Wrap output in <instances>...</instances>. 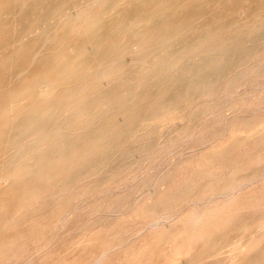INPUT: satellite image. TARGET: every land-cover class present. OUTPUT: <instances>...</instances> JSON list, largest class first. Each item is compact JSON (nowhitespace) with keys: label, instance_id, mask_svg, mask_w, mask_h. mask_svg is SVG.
Here are the masks:
<instances>
[{"label":"rangeland","instance_id":"rangeland-1","mask_svg":"<svg viewBox=\"0 0 264 264\" xmlns=\"http://www.w3.org/2000/svg\"><path fill=\"white\" fill-rule=\"evenodd\" d=\"M78 1L0 0V264H264V0Z\"/></svg>","mask_w":264,"mask_h":264},{"label":"bare ground","instance_id":"bare-ground-1","mask_svg":"<svg viewBox=\"0 0 264 264\" xmlns=\"http://www.w3.org/2000/svg\"><path fill=\"white\" fill-rule=\"evenodd\" d=\"M23 1H24V0H23ZM81 1H82V0H81ZM155 1H156V0H155ZM166 1H167V0H166ZM26 2H27V1H26ZM26 2H25V4H26ZM31 2H32V1H31ZM57 2H58V1H57ZM59 2H61V1H59ZM62 2H63V1H62ZM66 2H67V0H66ZM72 2H73V1H72ZM78 2H80V0H79ZM104 2H105V1H104ZM4 3H5V2H4ZM40 3H41V2H40ZM83 3H86V2H83ZM90 3H91V2H90ZM161 3H163V2H161ZM166 3H169V2H165L164 5H165ZM20 4H21V3H20ZM20 4H19V5H20ZM58 4H59V3H58ZM58 4H57V5H58ZM79 4H80V3H79ZM79 4H78V6H79ZM152 4H153V3H152ZM152 4H151L150 6H152ZM0 5H1L3 8H7V6H6L5 4H3V3H1ZM32 5H33V4H32ZM54 5H55V4H53V6H54ZM61 5H63V3H62ZM64 5H65V4H64ZM67 5H68V4H67ZM73 5H74V4H73ZM164 5L161 4V6H163V7H164ZM20 6H21V5H20ZM55 6H56V5H55ZM58 6H60V5H58ZM69 6H70V4H69ZM82 6L84 7V5H82ZM97 6H98V3H97ZM138 6H141V5H138ZM142 6H143V5H142ZM21 7H22V6H21ZM60 7H62V6H60ZM148 7H149V6H148ZM50 8H51V6H50ZM161 8H162V7H161ZM18 9H19V8H18ZM20 9H21V8H20ZM47 9H48V8H47ZM57 9H58V8H57ZM60 9H62V8H60ZM60 9H59V10H60ZM70 9H71V8H70ZM84 9H85V8H84ZM101 9H102V8H101ZM130 9H131V8H130ZM154 9H155V8H154ZM154 9H153V11H154ZM156 9H157V8H156ZM45 10H46V9H45ZM54 10H55V9H54ZM65 10H66V9H65ZM99 10H100V7H99ZM159 10H160V9H159ZM16 11H17V10H16ZM60 11H61V10H60ZM60 11H59V15H61V14L63 13L62 11H61L62 13H60ZM150 11H151V10H150ZM5 12H6V11H5ZM19 12H20V11H19ZM53 12H54V11H53ZM53 12H52V14H53ZM64 12H65V11H64ZM69 12H70V11H69ZM45 13H46V12H45ZM45 13H44V16H45ZM71 13H72V12H71ZM155 13H156V12H155ZM32 14H33V13H32ZM41 14H42V13H41ZM48 14H49V12H48ZM55 14H56V13H55ZM68 14H69V13H68ZM68 14H67V15H68ZM94 14H95V13H94ZM94 14H92V16H94ZM98 14H99V12H98ZM124 14H125V13H124ZM150 14H151V13H150ZM152 14H153V13H152ZM3 15H4V13H3ZM13 15H15V14H13ZM17 15H18V13H17ZM42 15H43V14H42ZM59 15L57 14V17H58L57 19H59V21H60V17H61V16L59 17ZM63 15H65V14H63ZM31 16H32V15H31ZM46 16H47V15H46ZM50 16H51V15H50ZM50 16H48L47 18L51 19ZM65 16H66V15H65ZM69 16H70V15H69ZM86 16H87V15H86ZM86 16L84 15L85 18H86ZM96 16H97V15L95 14V17H96ZM121 16H122V15H121ZM121 16H120V17H121ZM12 17H13V16H12ZM41 17H42V16H41ZM53 17H54V16H53ZM62 17H63V16H62ZM62 17H61V18H62ZM82 17H83V16H82ZM88 17H89V15H88ZM90 17H91V16H90ZM95 17H94V18H95ZM99 17H100V16H99ZM151 17H152V15L150 16V18H151ZM0 18H1V17H0ZM13 18H14V17H13ZM43 18H44V17H43ZM55 18H56V17H55ZM72 18H73V17H72ZM4 19H5V18H4ZM10 19H11V18H10ZM45 19H46V18H45ZM62 19H63V18H62ZM95 19H96V18H95ZM95 19H93V17H92L90 20H91V21H92V20L94 21ZM16 20H18V18H17ZM20 20H21V19H19V21H20ZM25 20H26V19H24V21H25ZM33 20H34V19H33ZM39 20H40V19L36 20V22L38 23V24H37V28H40V27H42V26L44 27V25H45V24L47 23V21H48V20L45 21L46 23H45V24L43 23L42 26H40V25H41V22H38ZM54 20L56 21V19H54ZM64 20H65V19H64ZM88 20H89V19H88ZM90 20H89V21H90ZM150 20L152 21V18L149 19L148 22H151ZM11 21H12V20H11ZM11 21H10V24H12ZM43 21H44V20H43ZM43 21H42V22H43ZM49 21H50V20H49ZM57 21H58V20H57ZM59 21H58V22H59ZM62 21H63V20H62ZM85 21H87V19H86ZM98 21H99V20H98ZM100 21H101V20H100ZM102 21H104V20H102ZM0 22H2V21H0ZM3 22H4V21H3ZM32 22H33V21H32ZM34 22H35V21H34ZM60 22H61V21H60ZM60 22H59V23H60ZM69 22H70V21H69ZM73 22H74V21H73ZM82 22H84V21L82 20ZM132 22H133V20H132ZM4 23H5V22H4ZM4 23H2V24H4ZM6 23H9V22H6ZM13 23H14V22H13ZM39 23H40V25H39ZM51 23H53V22H51ZM86 23H87V22H86ZM101 23H102V22H101ZM130 23H131V22H130ZM183 23H184V22H183ZM28 24H29V21H28ZM33 24H34V23H33ZM61 24H62V23H61ZM87 24H89V23H87ZM98 24H99V22H98ZM105 24H106V23H104V26H105ZM124 24H125V23H124ZM124 24H123V26H126V24H125V25H124ZM262 24H263V23H262ZM0 25H1V23H0ZM7 25H9V24H7ZM7 25L4 26V28H5V27H8ZM17 25H18V24H17ZM38 25H39L40 27H38ZM57 25H58V23H57ZM85 25H86V24H85ZM85 25L83 26V28H85ZM113 25H114V24H113ZM156 25H158V24H156ZM165 25H166V24H165ZM179 25H180V24H179ZM2 26H3V25H2ZM45 26H46V25H45ZM55 26H56V24H55ZM99 26H100V24H99ZM99 26L96 25V27H99ZM107 26H108V25H107ZM114 26H116V25H114ZM114 26H113V27H114ZM129 26H131V25H129ZM166 26H167V25H166ZM176 26H177V25H176ZM27 27H28V26H27ZM58 27H59V26H58ZM71 27H72V26H71ZM71 27H70V28H71ZM108 27L111 28L112 26H108ZM161 27H162V26H161ZM168 27H169V26H168ZM33 28H34V27H33ZM51 28H53V27H51ZM55 28H56V27H55ZM114 28H116V27H114ZM118 28H119V27H118ZM121 28H122V27H121ZM125 28H126V27H125ZM171 28H173V26H172ZM171 28H170V29L168 28V31L171 30ZM0 29H1V27H0ZM10 29H12V28H10ZM25 29H26V28H25ZM49 29H50V28H49ZM49 29H48L47 31H49ZM56 29H57V28H56ZM68 29H69V28H68ZM78 29H79V28H78ZM119 29H120V28H119ZM123 29H124V28H123ZM158 29H159V27H158ZM164 29H165V28H164ZM164 29H163V31H164V33H165V30H164ZM19 30H20V29H19ZM21 30H22V29H21ZM27 30H29V29H27ZM31 30H32V29H31ZM39 30H40V29H39ZM41 30H42V29H41ZM50 30H51V29H50ZM82 30H83V29H82ZM95 30H97V29H95ZM105 30H106V29H105ZM116 30H117V29H116ZM116 30H114L115 32H114V35H113V36H115V37H116V35H115V34H116ZM173 30H174V29H173ZM1 31H2V30H1ZM13 31H14V30H13ZM13 31H11V32L13 33ZM34 31H35L34 33H36L37 29L34 30ZM61 31H62V30H61ZM80 31H81V29H80ZM107 31H108V30H107ZM168 31H167V32H168ZM17 32H18V31H17ZM22 32H23V31H22ZM22 32H19L20 36H24ZM26 32H27V31H26ZM45 32H46V31H45ZM66 32H67V31H66ZM121 32H122V31H119V33H121ZM158 32H159V31H158ZM161 32H162V31H161ZM174 32H175V31H174ZM176 32H177V31H176ZM261 32H262V31H261ZM15 33H16V32H15ZM21 33H22V35H21ZM32 33H33V31H32ZM39 33H40V32H39ZM60 33H61V32H60ZM77 33H78V31H77ZM103 33H105V32L103 31ZM112 33H113V32H112ZM119 33H118V34H119ZM142 33H143V32H142ZM146 33H147V32H146ZM152 33H153V32H152ZM156 33H157V32H156ZM171 33H172V32H171ZM17 34H18V33H17ZM25 34H26V33H25ZM37 34H38V33H36V35H37ZM49 34H50V33H49ZM66 34H68V33H66ZM118 34H117V35H118ZM122 34H123V33H122ZM140 34H141V33H140ZM166 34H167V33H165V35H166ZM169 34H170V33H169ZM172 34H173V33H172ZM172 34H171V35H172ZM174 34H175V33H174ZM15 35H16V34H15ZM43 35H44V34H43ZM55 35H56V34H55ZM102 35H103V34H102ZM102 35H101V36H102ZM119 35H120V34H119ZM161 35H162V34H161ZM177 35H178V34H177ZM26 36H28V34H27ZM96 36H98V35H96ZM101 36H100V37H101ZM106 36H107V37H110V36H112V35H111V34H109V35H108V34H107V35H104V37H106ZM149 36H151V35H149ZM166 36H167V35H166ZM174 36L176 37V35H174ZM174 36H173V37H174ZM50 37H51V36H50ZM117 37H118V36H117ZM141 37H143V36H141ZM161 37H162V36H161ZM167 37H168V36H167ZM10 38H11V37H10ZM10 38H9V39H10ZM13 38H16V37L13 35ZM17 38H18V36H17ZM19 38H20V37H19ZM48 38H49V37H48ZM56 38H57V37H56ZM95 38H97V37H95ZM102 38H103V37H102ZM119 38H120V36H119ZM157 38H158V37H157ZM9 39H8V40H9ZM21 39H22V38H21ZM38 39H39V38H38ZM87 39H88V38H87ZM91 39H92V38H91ZM114 39H115V38H114ZM116 39H117V38H116ZM116 39H115V40H116ZM158 39H159V38H158ZM171 39H172V38H171ZM175 39H176V38H175ZM14 40H15V42H16V39H14ZM55 40H56V39H55ZM98 40H99V38H98ZM109 40H110V39H109ZM112 40H113V39H112ZM119 40H120V39H119ZM168 40H169V39H168ZM168 40H167V41H168ZM37 41H38V40H37ZM47 41H48V40H47ZM94 41H95V40H94ZM103 41H104V40H103ZM106 41H107V39H106ZM116 41H117V40H116ZM163 41H164V39H163ZM169 41H171V40H169ZM169 41H168V42H169ZM172 41H173V39H172ZM198 41H199V40H198ZM9 42H10V41H9ZM12 42H14V41H12ZM12 42H11V43H12ZM17 42H18V41H17ZM20 42H21V40H19V43H20ZM35 42H36V41H35ZM41 42L43 43V41H41ZM48 42H49V41H48ZM101 42H102V41H101ZM101 42H100V43H101ZM140 42H141V41H140ZM140 42H139V43H140ZM161 42H162V41H161ZM168 42L166 43L167 45H168ZM52 43H54V41H53ZM84 43H85V42H84ZM84 43H83V44H84ZM87 43L89 44V42H87ZM139 43H138V44H139ZM164 43H165V42H164ZM170 43H171V42H170ZM251 43H252V42H251ZM4 44H5V42H4ZM20 44H23V43L21 42ZM36 44H38V43H36ZM36 44H35V45H36ZM45 44H46V43H45ZM45 44H44V45H45ZM88 44L85 45V46L89 47ZM90 44H91V43H90ZM93 44H94V43H92V46H93ZM47 45H48V44H47ZM47 45H46V46H47ZM52 45H53V44H52ZM52 45H50V47H51ZM141 45H142V47H143V44H142V43H141ZM154 45H155V44H154ZM2 46H3V45H2ZM5 46H8V45L6 44ZM10 46H11V45H10ZM36 46H37V45H36ZM94 46H95V44H94ZM165 46H166V45H165ZM165 46L163 45V47H165ZM3 47H4V46H3ZM3 47H2V48H3ZM18 47H19V45H18ZM18 47H17V48H18ZM38 47H40V46H38ZM87 47H86V48H87ZM144 47H146V45H145ZM161 47H162V46H161ZM169 47H170V46H169ZM2 48H1V49H2ZM31 48H32V46H31ZM33 48H34V47H33ZM44 48H45V46H44ZM138 48H140V47H138ZM158 48H160V47H158ZM165 48H166V47H165ZM28 49H29V48H28ZM34 49H35V48H34ZM45 49L47 50V49H49V48L46 47ZM55 49H56V48H55ZM110 49H111V51H112L113 47H112V48L110 47ZM17 50H18V49H17ZM17 50H16V51L14 50V51H15V54H16ZM31 50H33V49H31ZM35 50H36V49H35ZM35 50H34V51H35ZM40 50H41V49H40ZM51 50H52V49H51ZM101 50H102V49H101ZM153 50H154V49H153ZM44 51H45V50H44ZM107 51H108V53H109V49H108ZM107 51H106V52H107ZM151 51H152V50H151ZM12 52H13V51H12ZM41 52H42V51H41ZM10 53H11V52H10ZM10 53L8 54L9 56H10ZM46 53H47V52H46ZM52 53H54V52H52ZM57 53H58V52H57ZM75 53H76V52H75ZM75 53H74V54H75ZM96 53H97V52H96ZM96 53H95V54H96ZM110 53H111V52H110ZM134 53H135V52H134ZM134 53H133V54H134ZM136 53L138 54V52H136ZM146 53H147V52H146ZM149 53H150V52H149ZM149 53H148V54H149ZM19 54H20V53H19ZM38 54H40V53H38ZM50 54H51V53H50ZM95 54H94V55H95ZM101 54H102V53H101ZM101 54H100V55H101ZM106 54H107V53H106ZM148 54H147V55H148ZM32 55H33V54H32ZM32 55H31V56H32ZM34 55H35V54H34ZM40 55H43V53L40 54ZM83 55H84V54H83ZM100 55H99V56H100ZM108 55H110V54H108ZM139 55H141V54L139 53L138 56H139ZM36 56H37V53H36ZM36 56H32V57H36ZM79 56H80V55H79ZM79 56H78V57H79ZM102 56H104V55H102ZM141 56H142V55H141ZM141 56H139V57H141ZM145 56H146V55H145ZM158 56H159V55H158ZM12 57H15V56H12ZM78 57H76V58H78ZM134 57H135V55H134ZM143 57H144V56H143ZM17 58H18V56L15 57V59H17ZM101 58H102V57H101ZM103 58H104V57H103ZM137 58H138V57H137ZM160 58H162V57H160ZM223 58H224V57H223ZM5 59H8V57L5 58ZM33 59L35 60V59H37V58H33ZM33 59H32V60H33ZM79 59H80V58H79ZM153 59H155V58H153ZM158 59H159V58H158ZM1 60H3V59L1 58ZM34 60L32 61L33 63H34ZM172 60H173V59H172ZM172 60H171V61H172ZM73 61H74V60H73ZM73 61H72V62H73ZM162 61H163V60H162ZM175 61H176V60H175ZM4 62H5V61H4ZM4 62H2V64H3ZM9 62H10V61H8V63H9ZM32 62H31V63H32ZM66 62H67V61H66ZM161 63H162V62H161ZM64 64H65V62H64ZM101 64H102V63H101ZM115 64H116V63H115ZM148 64H149V62H148ZM148 64H146V65H148ZM157 64H158V63H157ZM159 64H160V63H159ZM28 65H29V64H28ZM155 65H156V64H155ZM3 66H4V64H3ZM8 66H10V63H9ZM30 66H31V65H30ZM117 66H118V65H117ZM152 66H153V65H151V67H152ZM162 66H163V65H162ZM165 66H166V65H165ZM178 66H179V65H178ZM198 66H199V65H198ZM151 67H150V68H151ZM163 67H164V66H163ZM163 67H162V68H163ZM160 68H161V67H160ZM82 69H83V68H82ZM147 69H148V68H147ZM158 69H159V67H158ZM174 69H175V68H174ZM169 70H170V69H169ZM64 71H65V69H64ZM81 71H82V70H81ZM149 71H150V70H149ZM171 71H174V70H171ZM171 71H170V73H172ZM5 72H6V71H5ZM5 72H4V73H5ZM66 72H68V71H66ZM66 72H65V73H66ZM113 72H114V71H113ZM167 72H168V71H167ZM4 73H2L1 75H3ZM68 73H69V72H68ZM80 73H81V72H80ZM104 73H105V71H104ZM110 73H112V71H111ZM110 73H109V74H110ZM213 73H215V72H213ZM61 74H62V73H61ZM59 75H60V74H59ZM104 75H105V78H106V74H104ZM104 75H103V77H104ZM116 75H117V74H116ZM213 75H214V74H213ZM117 76H118V75H117ZM214 76H215V75H214ZM1 77H2V76H0V79H1ZM103 77H102V79H103ZM112 77H113V76H112ZM112 77L110 76V78H112ZM3 78H4V77H3ZM171 78H173V77H171ZM171 78H170V81L172 80ZM173 79H175V78H173ZM4 80H5V79H4ZM4 80H2V81H4ZM98 80H99V79H98ZM106 80H108V78H107ZM111 80H112V79H111ZM176 80H177V78H176ZM102 81H105V80H102ZM172 81H173V80H172ZM166 82H167V84H168V81H167V80H166ZM175 82H177V81H175ZM175 82L173 81V83H175ZM1 83H2V82H1ZM102 83H103V82H102ZM162 83H163V82H162ZM98 84H99V82H98ZM163 84H164V83H163ZM165 84H166V83H165ZM169 84L171 85V83H169ZM0 85H1V84H0ZM170 85H169V86H170ZM172 85H173V84H172ZM172 85H171V86H172ZM187 88H188V87H187ZM187 88L185 87V90H187ZM12 89H13V88H12ZM14 89H15V88H14ZM16 89H17V88H16ZM16 89H15V90H16ZM82 90H83V89H80V91H82ZM9 91H10V89H9ZM9 91H8V92H9ZM16 91H17V90H16ZM84 91H85V89H84ZM84 91L82 92L83 94H84ZM13 92H14V91H13ZM1 93H2V92H1ZM11 93H12V92H11ZM66 93H67V92H66ZM78 93H79V92H78ZM78 93H77V94H78ZM2 94H3V93H2ZM4 94H5V93H4ZM6 94H7V93H6ZM6 94H5V95H6ZM16 94H17V93H16ZM18 94H19V93H18ZM80 94H81V93H80ZM83 94H82V95H83ZM162 94H164V92H163ZM166 94H167V93H166ZM62 95H63V94H62ZM82 95H81V96H82ZM167 95H168V94H167ZM7 96H8V95H7ZM10 96H12V95H10ZM13 96H15V95H13ZM18 96H20V95H18ZM55 96H57V95H55ZM63 96H65V94H64ZM71 96H72V95H71ZM71 96H70V97H71ZM81 96H80V97H81ZM163 96H164V95H163ZM176 96H178V93H177ZM179 96H180V95H179ZM179 96H178V97H179ZM4 97H5V96H4ZM8 97H9V96H8ZM15 97H17V96H15ZM15 97H14V99H15ZM59 97L64 99V97H61V95H60ZM74 97L77 98L78 95H74L73 97H71V100L74 99ZM1 98H2V97H1ZM9 98H11V97H9ZM9 98H8V99H9ZM53 98H54V97H53ZM76 98H75V99H76ZM165 98H166V97H165ZM165 98H163V100L160 99V100L163 101V104H162V105H164ZM168 98H169V97H168ZM170 98H171V97H170ZM174 98H175V97H173L172 99L174 100ZM2 99H3V98H2ZM4 99H6V97H5ZM4 99L2 100L3 102H4ZM11 99H13V97H12ZM83 99H84V98H82V100H83ZM166 99H167V98H166ZM175 99H176V98H175ZM54 100H55V99H54ZM54 100H53V101H54ZM58 100H60V99H58ZM61 100H62V99H61ZM61 100H60V102H61ZM77 100H78V99H77ZM79 100H80V98H79ZM79 100H78V103H79ZM168 100H170V99H168ZM179 100H180V98H179ZM8 101H9V100H8ZM11 101H12V100H11ZM73 101H74V100H73ZM176 101L178 102L177 99H176ZM176 101H175V102H176ZM3 102H1V103H3ZM5 102H6V100H5ZM62 102H63V101H62ZM62 102H61V103H62ZM70 102H72V101H70ZM74 102H75V101H74ZM81 102H83V101H80L79 105H81ZM96 102H97V101H96ZM96 102H95V103H96ZM99 102H100V101H99ZM166 102H169V101L166 100ZM175 102H174V103H175ZM6 103H7V102H6ZM6 103H5V104H6ZM58 103H59V102L57 101V104H58ZM66 103L68 104V101H66ZM75 103H76V102H75ZM75 103H72V104L75 105ZM83 103H84V102H83ZM52 104L54 105V103H52ZM64 104H65V103H64ZM69 104H71V103H69ZM69 104L66 105L65 108H67V106H69ZM72 104H71V105H72ZM96 104H97V103H96ZM53 105H51V108H53V107H52ZM58 105H60V103H59ZM62 105H63V104H61V106H62ZM82 105H84V104H82ZM162 105H161V106H162ZM168 105H169V103H168ZM168 105H164V106L167 107ZM170 105H171V104H170ZM170 105H169V106H170ZM172 105H173V102H172ZM172 105H171V108L173 107ZM177 105H178V104L175 103V106H177ZM0 106H1V105H0ZM2 106H3V105H2ZM63 106H64V105H63ZM63 106H62L61 108H63ZM86 106H87V105H86ZM175 106H174V108H175ZM40 107H41V106H40ZM72 107H73V105H72ZM77 107H78V106H77ZM87 107H88V106H87ZM87 107H84V108H87ZM96 107H97V106H96ZM96 107H93V109H95ZM162 107H163V106H162ZM166 107H165V108H166ZM54 108H55V107H54ZM54 108H53V109H54ZM59 108H60V107H59ZM61 108H60V109H61ZM65 108H64V109H65ZM79 108L82 110L83 107H82V108L79 107ZM88 108H89V107H88ZM171 108H170V109H171ZM34 109H35V108H34ZM57 109H58V107H57ZM70 109H71V108H70ZM77 109H78V108H77ZM166 109L168 110L169 108H166ZM17 110H18V109H17ZM47 110H48V109H47ZM54 110H55V109H54ZM67 110H69V109H67ZM84 110H85V109H84ZM86 110L88 111V109H86ZM90 110H92V109H90ZM90 110H89V111H90ZM120 110H121V109H120ZM171 110H172V109H171ZM33 111H34V110H33ZM35 111H36V110H35ZM63 111H65V110H63ZM63 111H62V112H63ZM87 111H86V112H87ZM118 111H119V109H118ZM163 111H165V110H163ZM168 111H169V110H168ZM44 112H47V111H43V114H45ZM51 112H52V111H51ZM51 112H50V114L53 113V112H52V113H51ZM20 113H21V111H19L18 116L20 115ZM32 113H33V112H32ZM32 113H30V114H32ZM63 113H64V112H63ZM68 113L70 114L69 111H68ZM68 113H67V114H68ZM168 113H169V112H168ZM168 113H167V115L170 114V113H169V114H168ZM33 114H34V113H33ZM69 114H68V115H69ZM14 115H15V114H13V116H14ZM46 115H47V114H46ZM52 115H53V114H52ZM56 115H58V114L56 113ZM164 115H165V114H164ZM18 116H15V117H18ZM48 116H49V115H48ZM196 116H197V115H196ZM2 117H5V116H2ZM44 117H45V116H44ZM44 117L42 116V119H44ZM50 117H51V119L53 118L51 115H50ZM67 117H69V116H67ZM56 118H57V116H56ZM58 118H59V117H58ZM12 119H13V118H12ZM1 120H2V119H1ZM14 120H16V119H14ZM10 121H11V120H10ZM22 121H24V120H22ZM39 121H40V120H39ZM49 121H50V120H49ZM1 122H2V121H1ZM4 122L6 123V121H4ZM41 122H42V121H41ZM41 122H39V123L41 124ZM5 123H4V124H5ZM39 123H38V125H39ZM42 123H43V122H42ZM24 124H25V123H24ZM34 124H36V123H34ZM34 124H33V125H34ZM44 124H45V123H44ZM79 124H80V123H79ZM81 124H82V123H81ZM26 126H27V124H26ZM31 126H32V124H31ZM39 126H40V125H39ZM54 126H56V125H54ZM70 126H71V125H70ZM79 126H80V125H79ZM21 127H22V124H21ZM23 127H24V126H23ZM42 127H43V125H42ZM32 128H33V127H32ZM39 128H40V127H39ZM39 128H38V129H39ZM48 129H49V126H48ZM67 129H71V128L68 127ZM67 129H66V131H67ZM79 129H82V128H78V131H80ZM98 129H99V128H98ZM39 130H41V129H39ZM53 130H54V129H53ZM55 130L58 131L57 129H55ZM60 130H61V129H60ZM34 131H36V130H34ZM41 131H42V130H41ZM49 131H50V130H48V131H46V132H49ZM51 131H52V129H51ZM51 131H50V132H51ZM68 131H70V130H68ZM98 131H99V130H98ZM36 132H37V131H36ZM36 132H34V133H36ZM62 132H63V131H62ZM1 133H2V132H1ZM26 133H27V132H26ZM34 133H33V134H34ZM40 133H42V132H40ZM33 134H32V135H33ZM47 134H48V135H47ZM47 134H45V135L47 136V138H49V137L52 135V134H49V133H47ZM53 134H54V133H53ZM61 134H62V133H61ZM100 134H102V133H100ZM38 135H40V134H38ZM38 135H37V136H38ZM49 135H50V136H49ZM58 135H60V133H59ZM68 135H69V134H68ZM68 135H67V136H68ZM107 135H108V134H107ZM2 136H3V135H2ZM2 136H1V137H2ZM24 136H26V135H24ZM24 136H23V137H24ZM35 136H36V135H35ZM35 136H34V137H35ZM63 136H64V135H63ZM63 136L61 135V138H62ZM98 136H99V134H98ZM104 136L106 137V134H105ZM104 136H103V137H104ZM54 137H57V136H54ZM58 137H59V136H58ZM77 137H78V135H77ZM80 137H81V135H80ZM95 137H96V136H95ZM66 138H67V137H66ZM66 138H65V139H66ZM85 138H86V137H85ZM85 138H84V139H85ZM36 139L38 140L37 137H36ZM42 139H43V138H42ZM42 139H41V140H42ZM45 139H46V138H45ZM45 139H43V142L45 141ZM52 139H53V138H52ZM67 139H68V138H67ZM78 139H79V138H78ZM101 139H103V138H101ZM101 139L99 138V140H101ZM32 140H33V138H32ZM34 140H35V139H34ZM37 140H36V141H37ZM46 140H47V139H46ZM53 140H54V139H53ZM56 140H57V139H56ZM94 140H95V139H94ZM99 140H98V142H101V141H99ZM104 140H105V138H104ZM104 140H102V141H104ZM5 141H6V140H5ZM29 141H30V140H29ZM63 141H64V140H63ZM74 141H75V140H74ZM92 141H93V140H92ZM9 142H10V141H9ZM30 142H31V143H30ZM30 142H29V146H30V144H32V141H30ZM33 142H34V141H33ZM37 142H38V141H37ZM52 142H53V141H52ZM52 142L50 141V144H51ZM84 142H85V141H84ZM26 143H27V142H26ZM41 143H42V141H41ZM92 143H93V142H92ZM27 144H28V143H27ZM39 144H40V143H39ZM56 144H57V143H56ZM71 144H73L72 141H71ZM82 144H83V143H82ZM6 145H7V144H6ZM25 145H26V144H25ZM25 145H24V146L21 145V146H23V147L21 148V150L25 147ZM86 145H87V144H86ZM7 146H8V145H7ZM21 146H19V147H21ZM29 146H28V148H29ZM36 146H37V145H36ZM36 146H35V147H36ZM68 146H69V144H68ZM80 146L82 147V145H80ZM84 146H85V145H84ZM87 146L90 147V145H87ZM0 147H1V146H0ZM3 147H5V146H3ZM26 148H27V147H26ZM33 148H34V147H33ZM61 148H62V147H61ZM76 148H77V147H76ZM78 148H79V147H78ZM82 148H83V147H82ZM91 148H92V147H91ZM29 149H30V148H29ZM68 149H69V148H68ZM70 149H71V148H70ZM83 149H85V148H83ZM1 150H2V148H1ZM24 150H25V149H24ZM31 150H32V149H31ZM60 150H61V149H60ZM63 150H64V149H62V151H63ZM79 150H81V149H79ZM18 151H19V150H18ZM22 151H23V150H22ZM62 151H61V152H62ZM64 151H66V150H64ZM75 151H76V150H75ZM15 152H16V151H15ZM19 152H20V151H19ZM24 152H26V151H24ZM30 152H31V151H30ZM33 152H37V151L33 149ZM58 152H60V151H58ZM58 152H57V153H58ZM73 152H74V150H73ZM78 152H79V151H78ZM82 152H83V151H82ZM0 153H1V152H0ZM5 153H6V151H5ZM26 153H27V152H26ZM37 153H38V152H37ZM37 153H35V156H37V155H36ZM129 153H130V152H129ZM14 154H15V153H14ZM14 154H13V156H14ZM53 154H54V153H52L51 155H53ZM70 154H71V153H70ZM70 154H68V155H69L68 157H70V156L72 155V154H71V155H70ZM16 155H17V154H16ZM18 155H19V154H18ZM29 155H30V154H29ZM40 155H41V154H40ZM40 155H38V156H40ZM51 155H49V157H51ZM78 155H80V154H78ZM78 155H77V157H78ZM35 156H34V157H35ZM32 157H33V156H32ZM46 157H47V155H46ZM62 157H63V156H62ZM64 157H65V156H64ZM68 157H67V160H65L66 162H67V161L69 162V161H71V159H72V158H71L70 160H68ZM5 158H6V157H5ZM7 158H8V157H7ZM12 158H13V157H12ZM28 158H30V157L28 156ZM60 158H61V157H60ZM75 158H76V154H75L74 159H75ZM45 159H46V158H45ZM76 159H77V158H76ZM76 159H75V160H76ZM41 160H42V159H41ZM57 160H58V159H57ZM57 160H56V161H57ZM63 160H64V158H63ZM9 161H10V160H9ZM12 161H13V159H12ZM26 162H27V161H26ZM47 162H49V161H47ZM71 162H72V161H71ZM34 163H35V162H34ZM44 163H45V162H44ZM59 163H60V161H59ZM69 163H70V162H69ZM69 163H68V164H69ZM73 163H74V161H73ZM233 163H235V162H233ZM233 163H232V165H234ZM7 164H8V160H7ZM7 164H5V165H7ZM10 164H11V163H10ZM30 164H31V162H30ZM60 164H61V163H60ZM229 164H230V163H229ZM235 164H236V163H235ZM44 165H45V164H44ZM44 165H43V168H44ZM47 165H48V163H47ZM62 165L64 166V164H61V166H62ZM69 165H70V164H69ZM230 165H231V164H230ZM232 165H231V168L229 167V168H230V172H231V170H233ZM10 166H11V165H10ZM20 166H22V164H21ZM61 166H60V168H61ZM87 166H88V165H87ZM25 167H26V166H25ZM224 167H225V166H224ZM224 167H223V168H224ZM234 167H235V166H234ZM6 168H8V167H6ZM6 168H5V169H6ZM19 168H20V167H19ZM53 168H54V167H52V169H53ZM67 168H69V167H67ZM223 168H222V169H223ZM0 169H1V167H0ZM5 169H4V170H5ZM52 169H51V166H50V168H49L48 170H52ZM54 169H56V168H54ZM54 169L52 170L53 172H54ZM64 169H66V166H65ZM4 170L1 169V171H3V173H4ZM40 170H41V169H40ZM48 170H47V171H48ZM227 170H228V169H227ZM6 171H8V170H6ZM33 171H35V170H33ZM55 171H56V170H55ZM58 171H59V170H58ZM224 171H226V170H224ZM258 171H259V170H258ZM39 172H40V171H39ZM45 172H46V171H45ZM45 172H44V173H45ZM219 172H222V170L220 169ZM227 172H228V171H227ZM230 172H228V174H229ZM3 173H1V174H3ZM5 173H6V172H5ZM7 173H8V172H7ZM28 173H29V172H28ZM30 173H31V171H30ZM48 173H49V171H48ZM48 173H47V174H48ZM58 173H59V172H58ZM24 174H25V173H24ZM36 174H37V173H36ZM45 174H46V173H45ZM45 174H44L43 178L46 177ZM47 174H46V175H47ZM226 174H227V173H226ZM263 174H264V173H263ZM4 175H5V174L0 175V178H1V179H5V176H4ZM37 175L39 176V173H38ZM37 175H36V176H37ZM55 175H56V174H55ZM214 176H215V175H214ZM227 176H228V175H227ZM227 176H225L224 178H226ZM53 177H54V176H53ZM37 178H38V177H37ZM41 178H42V177H41ZM212 178H213V177H212ZM214 178H215V177H214ZM1 179H0V181H1ZM18 179H19V178H18ZM21 179H22V178H21ZM39 179H40V177H39ZM45 179H46V178H45ZM56 179H57V178H56ZM87 179H88V178H87ZM15 180H16V179H15ZM15 180H14V181L12 180V181L14 182V184H15V182H16ZM42 180H43V179H42ZM12 181H11V182H12ZM17 181H18V180H17ZM13 182H12V183H13ZM41 182H42V181H41ZM58 182H60V180H59ZM57 184H58V183H57ZM12 185H13V184H12ZM39 185H40V184H39ZM10 186H11V185H10ZM30 188L32 189V186H31ZM30 188H29V189L27 188V190H28L29 192H30ZM3 189H4V188H3ZM8 189H9V188H8ZM23 189H25V188H23ZM33 189H34V188H33ZM33 189H32V190H33ZM37 189H38V188H37ZM40 189H41V188H40ZM20 190H21V189H20ZM34 190H35V189H34ZM34 190H33V191H34ZM70 190H71V189H70ZM24 191H25V190H24ZM7 192H8V191H7ZM20 192H22V190H21ZM20 192H19V194H20ZM26 192H27V191H26ZM29 192H28V194L30 195ZM40 192H41V191H40ZM40 192H38V190H37V193H39V195H40ZM234 192H235V191H234ZM56 193H57V192H56ZM60 193H61V192H60ZM60 193H59V194H60ZM231 193H232V192H231ZM3 194H4V193H3ZM21 194H23V193H21ZM26 194H27V193H26ZM35 194H36V193H35ZM57 194H58V193H57ZM232 194H234V193H232ZM29 195H28V196H29ZM46 195H48V194H46ZM53 195H54V194H53ZM221 195H222V194H221ZM224 195H225V194H224ZM20 196H22V195H20ZM49 196H50V195H48V197H49ZM56 196L58 197L59 195H56ZM214 196H215V195H214ZM3 197H5V196L3 195ZM41 197H42V196H41ZM50 197H51V196H50ZM50 197H49V198H50ZM53 197H54V196H53ZM151 197H152V196H151ZM0 198H2V197H0ZM11 198H12V197H11ZM16 198H17V197H16ZM20 198H21V197H20ZM20 198H19V199H20ZM25 198H27V197L25 196ZM39 198H40V197H39ZM43 198H44V197H43ZM152 198H154V196H153ZM13 199H14V198H13ZM19 199H18V200H19ZM23 199H24V198H23ZM23 199H21V200H23ZM44 199L46 200L47 197H45ZM54 199H57V198H54ZM24 200L26 201L27 199H24ZM24 200H23V201H24ZM30 200H32V199H30ZM38 200H39V199H38ZM40 200H41V199H40ZM45 200H43V201H45ZM50 200H51V198H50ZM152 200H154V199H152ZM155 200H160V199H159V198L157 199V197H156ZM2 201H3V200H2ZM2 201H0V203H2ZM23 201H22V203H23ZM25 201H24V202H25ZM48 201H49V200H48ZM55 201H56V200H55ZM7 202H8V201H7ZM7 202H5V203H7ZM16 202H17V201H16ZM18 202H19V201H18ZM20 202H21V201H20ZM26 202H28V200H27ZM38 202H39V201H38ZM38 202H36V203H38ZM50 202H51V201H50ZM158 202H159V204H160V201H158ZM5 203H4V204H5ZM29 203H33V201H32V202H29ZM36 203H35V204H36ZM44 203H45V202H44ZM53 203H54V202H53ZM156 203H157V202H156ZM50 204H52V203H50ZM150 204H151V202H150ZM159 204L157 203L156 205H159ZM1 205H2V204H1ZM19 205H20V203H19ZM19 205H18V206H19ZM27 205H29V204H27ZM27 205L25 204V206H27ZM31 205H32V204H31ZM36 205H37V204H36ZM44 205H46V203H45ZM5 206H7V205H5ZM25 206H24V207H25ZM41 206L44 207L42 204H41ZM153 206H154V204H153ZM19 207H20V206H19ZM24 207H22V208H24ZM27 207H28V206H27ZM33 207H34V206H33ZM239 207H240V206H239ZM17 208H18V207H17ZM237 208H238V207H237ZM4 209H5V208H4ZM239 209H240V208H239ZM244 209H245V208H244ZM14 210H16V209H14ZM23 210H24V209H23ZM25 210H26V209H25ZM247 210H248V209H247ZM247 210H246V211H247ZM17 211H18V210H17ZM20 211H22V210H20ZM37 211H38V210H37ZM41 211H42V210H39V212H41ZM235 211H237V209H236ZM235 211H232V212L235 213ZM250 211H252V210H250ZM31 212H32V211H31ZM237 212H238V211H237ZM241 212H242V211H241ZM247 212H249V210H248ZM252 212H253V211H252ZM257 212H258V211H257ZM13 213H14V211H13ZM138 213H140V212H138ZM239 213H240V212H239ZM16 214H19V213H16ZM34 215H35V212H34ZM34 215H33V216H34ZM239 215H240V214H239ZM244 215H245V214H244ZM249 215H250V214H249ZM252 215H254V213H253ZM252 215H251V216H252ZM25 216H26V215H25ZM27 216H28V214H27ZM27 216H26V217H27ZM29 216H30V214H29ZM33 216H32V217H33ZM236 216H237V215H236ZM11 217H12V216H11ZM21 217L23 218V216H21ZM195 217H196V216H195ZM240 217H241V219L239 220V222L242 220L243 215H242V216L240 215ZM248 217L250 218V216H248ZM258 217H259V215L257 216V218H258ZM14 218H18V217L16 216V217H14ZM24 218H25V217H24ZM27 218H28V217H27ZM33 218H34V217H33ZM33 218H32V219H33ZM36 218H37V217H36ZM232 218H233V217H232ZM244 218H246V216H244ZM244 218H243V219H244ZM20 219H21V218H18V220H20ZM25 219H26V218H25ZM25 219H24V220H25ZM251 219H252V218H251ZM253 219H254V218H253ZM255 219H256V218H255ZM2 220H3V219H2ZM2 220H1V221H2ZM9 220H10V219H9ZM12 220H13V218H12ZM37 220H38V218H37ZM162 220H163V219H162ZM189 220H190V219H189ZM200 220H201V219H200ZM231 220H232V219H231ZM237 220H238V219H237ZM245 220H246V219H245ZM249 220H250V219H249ZM249 220H248V222H249ZM256 220H257V219H256ZM7 221H8V220H7ZM28 221H29V220H28ZM35 221H36V220H35ZM35 221H34V223H35ZM39 221H40V220H39ZM232 221H233V220H232ZM250 221H251V220H250ZM4 222L7 223L6 220L3 221V224H4V225H5ZM9 222H10V221H9ZM16 222H17V221H16ZM18 222H19V221H18ZM18 222H17V223H18ZM29 222H31V221H29ZM29 222H28V223H29ZM36 222H37V221H36ZM163 222H165V221H163ZM163 222H162V223H163ZM248 222H247V223H248ZM1 223H2V222H1ZM23 223H24V222H23ZM187 223H188V222H187ZM237 223H238V222H237ZM237 223H236V224H237ZM11 224H12V223H10V225L8 226V228H9L10 226L13 227ZM13 224H14V222H13ZM15 224H16V223H15ZM39 224H40V223H39ZM233 224H234V223H233ZM236 224H235V226H236ZM245 224H246V222H245ZM6 225H7V224H6ZM22 225H23V224H22ZM33 225H34V224H33ZM188 225H189V223H188ZM240 225H241V224H240ZM250 225L252 226V224H250ZM17 226H18V225H15V227H17ZM34 226H35V225H34ZM197 226H198V225H197ZM245 226H246V225H245ZM245 226H242V227H245ZM248 226H249V225H248ZM11 227H10V228H11ZM31 227H32V226H31ZM200 227H201V226H200ZM2 228H3V227H2ZM2 228H1V230H2ZM29 228H30V227H29ZM34 228H35V227H34ZM208 228H209V227H208ZM3 229H4V228H3ZM6 229H7V228H6ZM36 229H38V228L36 227ZM36 229H35V230H36ZM39 229H40V227H39ZM39 229H38V230H39ZM42 229H43V228H42ZM198 229H199V228H198ZM203 229H205V228H203ZM20 230H21V229H20ZM29 230H30V229H29ZM29 230H27L28 233L31 232L32 229H31L30 231H29ZM35 230H33V231H35ZM181 230H182V229H181ZM195 230H196V229H195ZM207 230H208V229H207ZM207 230H206V231H207ZM227 230H228V229H227ZM234 230H235V229H234ZM236 230H237V229H236ZM24 231H26V230H24ZM193 232H194V231H193ZM225 232H226V230H225ZM0 233H1V232H0ZM5 233H6V232H5ZM28 233H27V234H28ZM31 233H32V232H31ZM175 233H176V232H175ZM236 233H237V232H236ZM238 233H239V232H238ZM238 233H237V235H239ZM25 234H26V233H25ZM170 234H171V233H170ZM179 234H180V233H179ZM198 234H199V232H198ZM200 234H201V230H200ZM203 234H204V233H203ZM31 235L35 236V234H31ZM37 235H39V234H37ZM174 235H176V234H174ZM28 236H29V235H28ZM171 236H172V235H171ZM171 236H170V237H171ZM188 236H189V237H187V239L190 238V236L194 237L192 234H191V235L189 234ZM199 236H201V235H199ZM199 236H198V237H199ZM220 236H221V233H220ZM220 236H219V237H220ZM224 236H226V235H224ZM227 236H228V235H227ZM25 237H26V236H25ZM90 237H91V236H90ZM255 237H256V236H255ZM87 238H89V237H87ZM92 238H93V237H91V239H92ZM103 238H105V237H103ZM162 238H163V237H162ZM199 238H200V237H199ZM205 238H206V237H205ZM209 238H210V237H209ZM26 239H27V238H26ZM29 239H30V238H29ZM91 239H90V240H91ZM110 239H111V238H110ZM168 239H169V238H168ZM170 239H172V237H171ZM178 239H179V238H178ZM185 239H186V238H185ZM185 239H184V241H185ZM190 239H191V238H190ZM194 239H195V238H194ZM194 239H193V241H192V240H191V241L194 242V241H195ZM83 240H84V239H83ZM104 240H105V239H104ZM108 240H109V239H108ZM204 240H205V239H204ZM2 241H3V240H2ZM12 241H14V240H12ZM12 241H11V243H12ZM114 241H115V240H114ZM148 241H150V240H148ZM170 241H171V240H170ZM175 241H176V240H175ZM175 241H174V242H175ZM188 241H189V240H188ZM191 241H190V242H191ZM15 242L17 243L18 241L16 240ZM85 242H86V241H85ZM87 242H88V241H87ZM110 242H111V241H110ZM144 242H146V241H144ZM156 242H157V241H156ZM156 242H155V244H156ZM176 242H177V241H176ZM231 242H232V241H231ZM0 243H2V242H1V239H0ZM114 243L116 244V242H114ZM147 243H148V242H147ZM147 243H146V244H147ZM150 243H151V242H150ZM204 243H205V242H204ZM224 243H226V242H224ZM9 244H10V243H9ZM142 244H143V243H142ZM146 244H145V245H146ZM0 245H1V244H0ZM145 245H144L143 248H145ZM13 246H14V245H13ZM109 246H111V245H109ZM112 246H113V245H112ZM141 246H142V245H141ZM141 246H140V247H141ZM146 246H147V245H146ZM166 246H167V245H166ZM221 246H222V245H221ZM11 247H12V246H11ZM140 247H139V248H140ZM152 247H153V246H152ZM176 247H177V246H176ZM106 248H107V247H106ZM139 248H138V250H139ZM146 248H147V247H146ZM146 248H145V249H146ZM0 249H1V248H0ZM8 249H9V248H8ZM8 249H7V250H8ZM10 249H11V248H10ZM101 249H102V248H101ZM107 249H108V248H107ZM147 249H149V248H147ZM170 249H171V248H170ZM209 249H210V248H209ZM219 249H220V248H219ZM219 249H218V250H219ZM246 249H247V248H246ZM3 250H4V249H3ZM132 251H133V250H132ZM132 251H131V252H132ZM142 251H143V250H141V252H142ZM172 251L174 252V250H172ZM1 252H2V251H1ZM67 252H68V251H67ZM143 252H144V251H143ZM143 252H142V253H143ZM3 253H4V252H3ZM124 253H125V252H124ZM249 253H250V251H249ZM0 254H1V253H0ZM82 254L84 255V252H83V253H80V255H82ZM126 254H127V253H126ZM126 254H125V256H126ZM129 254H130V253H129ZM138 254H139V253H138ZM179 254H180V253H179ZM123 255H124V254H123V252H122V256H123ZM127 255H128V254H127ZM139 255H141V253H140ZM197 255H198V254H197ZM211 255H212V253H211ZM1 256H2V255H1ZM76 256H77V255H76ZM114 256H115V255H114ZM125 256H124V257H125ZM82 257H84V256H82ZM101 257H102V256H101ZM124 257H123V258H124ZM196 257H199V256H196ZM79 258H80V256H79ZM79 258H78V259H79ZM120 258H121V257H120ZM123 258H122V260H123ZM189 258H190V257H189ZM189 258H188V259H189ZM60 259H62V258H60ZM64 259H66V258H64ZM76 259H77V258H76ZM83 259H84V258H83ZM83 259H82V260H83ZM191 259H192V258H191ZM191 259H189V260H191ZM199 259H200V258H199ZM73 260H74V259H73ZM79 260H80V259H79ZM115 260H117V258H115ZM115 260H112V262L115 261ZM118 260H119V259H118ZM189 260H188V261H189ZM201 260H202V259H201ZM206 260H207V259H206ZM260 260H262V259H260ZM60 261H61V260H60ZM64 261L67 262L66 260H64ZM120 261H121V260H120ZM198 261H199V260H198ZM198 261H197V262H198ZM65 262H64V264H65ZM76 262H77V261H76ZM92 262H93V261H92ZM101 262H102V261H101ZM118 262H119V261H118ZM256 262H257V260H256ZM263 262H264V261H263ZM24 263H25V261H24ZM58 263H59V262H58ZM72 263H73V261H72ZM74 263H75V262H74ZM74 263H73V264H74ZM77 263H78V262H77ZM77 263H76V264H77ZM93 263H94V262H93ZM95 263H96V262H95ZM205 263H206V262H205ZM258 263H260V262H258ZM83 264H84V263H83ZM86 264H87V263H86ZM90 264H91V263H90ZM96 264H97V263H96ZM101 264H102V263H101ZM116 264H117V262H116ZM136 264H137V263H136ZM187 264H188V263H187ZM189 264H190V263H189ZM206 264H208V263H206ZM209 264H210V263H209ZM218 264H219V263H218ZM262 264H263V263H262Z\"/></svg>","mask_w":264,"mask_h":264}]
</instances>
